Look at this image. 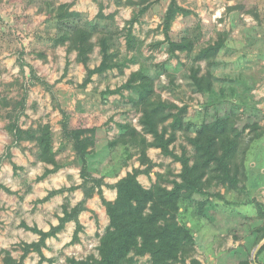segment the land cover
Returning <instances> with one entry per match:
<instances>
[{"label":"rangeland","instance_id":"obj_1","mask_svg":"<svg viewBox=\"0 0 264 264\" xmlns=\"http://www.w3.org/2000/svg\"><path fill=\"white\" fill-rule=\"evenodd\" d=\"M169 2L155 0L139 13V0H0V252L8 250L19 262L22 244L39 240V235L28 227L49 230L58 224L63 206L71 208L83 199V190L77 187L38 202L52 190L82 183L81 160L62 136L60 107L70 113L72 127L92 129L87 132L92 139L89 171L102 179V195L110 201L116 197L115 182L134 168L143 170L151 164L149 171L137 176L145 188L157 181L171 188L173 180L180 181L179 162L163 155L159 148L141 143L142 139L152 141V136L143 131L141 112L129 101L135 96L134 91L124 89L122 94L101 95L103 90L123 84L133 71L143 69L152 77L156 98L178 105L185 103L188 121L199 120L205 104L222 99L228 102L221 108H233L240 125L263 116L264 0H177L191 13L174 18L170 35L176 40L181 36L191 38L194 48L189 53L175 54L167 52V45L160 43ZM61 3L82 13V22L94 20L100 8L105 14L114 13L112 22L97 23L110 28L112 61L117 65L93 74L85 87L79 85L86 68L77 61L76 52L69 50L67 44L55 45L53 41L56 9ZM134 16L137 20L129 23ZM128 29L133 36V49L126 43ZM101 36L97 33L92 37L94 47L87 65L90 68L101 61ZM216 41L223 45L211 61L196 58L202 48ZM192 69L211 79L212 90H195L189 78ZM43 82L52 87L47 89ZM15 117L22 128L50 124L56 160L62 167L44 176L45 170L53 166L37 159L36 145L29 140L12 144L7 125ZM123 124L136 129L137 135L132 136ZM194 135L178 131L170 149L178 155L185 151L192 156L193 146L188 138ZM143 147L150 163L140 162ZM235 162L237 184L221 183L210 171L204 187L208 194L196 197L207 200L201 214L209 219L198 214L197 203L184 202L179 209L194 237L186 263L196 258L202 264H238L242 259L250 264H264V250L257 254L259 247L253 255L261 234V229L256 228L264 224L261 127L245 131ZM85 206L78 215L83 228L77 241H71L75 222H66L54 237L46 239L42 247L45 260L41 261L40 255L32 251L22 264H73L70 259L99 258V241L109 218L97 193L87 199ZM135 259L137 264H151L148 254Z\"/></svg>","mask_w":264,"mask_h":264},{"label":"trees","instance_id":"obj_2","mask_svg":"<svg viewBox=\"0 0 264 264\" xmlns=\"http://www.w3.org/2000/svg\"><path fill=\"white\" fill-rule=\"evenodd\" d=\"M155 0H139L141 5L139 13H143ZM191 13L190 10L180 6L177 0H170L166 11L163 15L162 33L163 40L160 43L167 45V52L175 54L176 51L192 52L194 41L186 36L179 39H173L170 35L171 24L178 14L184 16ZM83 14L70 9V4L61 3L58 5L55 14L57 22L56 34L53 37L55 45L67 44L69 50L76 52V59L86 68V76L79 85L85 87L95 73H103L117 64L112 61L111 48L113 40L110 28H102L98 25L97 20L112 22L114 13L105 14L102 8L95 15L94 20L82 22ZM137 20L134 16L129 23ZM101 33L99 47L101 54L100 63L94 67H88L90 54L93 51L94 44L92 37ZM132 33H126V43L128 48L133 49L131 43ZM221 41L202 48L198 53V59L211 61L222 47ZM21 57V56H20ZM22 64V62H21ZM68 62L66 63L65 72ZM64 72V73H65ZM33 73V72H32ZM192 86L198 92H209L212 90V81L206 75H198L197 70H191L189 76ZM43 85L50 89L52 85L43 82ZM132 90L134 97L129 101L141 112L140 124L145 133L151 134L152 141L141 140L146 146L159 148L165 156H170L173 160L180 163L181 168L178 173L180 181L173 180L172 187L167 188L161 182L157 181L151 187L145 188L137 179L140 172H147L150 165H146L143 170L134 168L127 172L125 176L118 179L113 187L116 189V197L110 201L103 197V181L101 178L92 176L89 171L88 155L92 139L87 132L91 128H78L71 126L70 113L60 107L62 115L61 128L62 136L65 141L71 144L76 157L81 160L80 177L82 183L79 186L69 188H60L52 190L39 199L38 202L47 201L50 197L64 191H71L77 187L83 190V199L75 206L68 208L63 206V215L58 216V224L52 225L49 230L44 231L37 227L29 228L39 235V240L31 243L22 244V256L17 262L8 250H2L3 264H22L23 259L32 251L40 255V260H45L42 253V247H45L46 239L54 237L57 232L63 229L66 222L74 221L75 229L72 235V242L79 239V232L83 226L79 222L78 215L86 209L87 199L97 193L106 214L109 218V224L100 238L98 252L99 258H88L85 260L70 259L73 264H137L135 256L148 254L151 264H202L198 259L191 258L186 263L187 253L192 251L194 237L192 230L183 221V212H179L184 202H194L198 205V214L205 215L206 219L210 216L201 214L205 200H199L198 196L207 195L204 190L208 182V173L214 172L213 178L221 183L237 184L239 181L238 166L235 160L239 152V146L243 134L247 129L254 131L260 130L259 121L264 118H256L240 125V118L233 108H221L228 101L224 99L214 103L205 104L201 116L197 121L186 120L188 106L183 103L178 105L174 102H166L155 97V88L153 79L145 70L138 69L133 71L128 79L114 89H105L101 95L107 96L112 94H122V90ZM55 99V98H54ZM129 129L128 124L122 125ZM7 130L12 136V144H18L22 140L32 141L37 148V159L47 164H52L53 168H47L43 173L46 176L55 172L62 164L56 160L54 142L51 126L49 123L38 125L33 128H22L18 124V118L15 117L8 125ZM186 131L195 133L188 138L189 143L193 146V155L189 156L185 151L181 154H175L170 145L176 141L177 132ZM132 136L137 135V130L129 129ZM259 135V134H258ZM115 144V141L111 142ZM11 146L7 147V153L10 155ZM145 147L140 152V162L145 163L150 160L146 155ZM3 187V186H2ZM10 192L8 188H5ZM264 215V212H262ZM256 229H261V234L256 239L261 240L264 237V224ZM264 250L262 244L257 252ZM238 264H250L246 259L239 260Z\"/></svg>","mask_w":264,"mask_h":264},{"label":"crops","instance_id":"obj_3","mask_svg":"<svg viewBox=\"0 0 264 264\" xmlns=\"http://www.w3.org/2000/svg\"><path fill=\"white\" fill-rule=\"evenodd\" d=\"M263 95H264V94H263ZM259 125H260L262 131H264V119H263L262 121H260ZM251 164L254 165V164H255L254 161H252ZM261 171H262V173L264 174V168H263L262 166H261ZM258 226L260 227L261 225L259 224ZM252 238H253V237H252ZM263 243H264V237L259 241L258 244L261 246ZM258 244H257L256 246H258Z\"/></svg>","mask_w":264,"mask_h":264},{"label":"water","instance_id":"obj_4","mask_svg":"<svg viewBox=\"0 0 264 264\" xmlns=\"http://www.w3.org/2000/svg\"><path fill=\"white\" fill-rule=\"evenodd\" d=\"M259 247H260V245H258V246L255 248V250H254V252H253V255H254V253L258 250Z\"/></svg>","mask_w":264,"mask_h":264}]
</instances>
